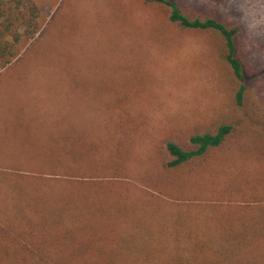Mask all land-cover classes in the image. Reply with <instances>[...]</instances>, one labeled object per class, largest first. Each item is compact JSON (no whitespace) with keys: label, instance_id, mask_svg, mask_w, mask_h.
<instances>
[{"label":"rangeland","instance_id":"1","mask_svg":"<svg viewBox=\"0 0 264 264\" xmlns=\"http://www.w3.org/2000/svg\"><path fill=\"white\" fill-rule=\"evenodd\" d=\"M34 1L43 29L0 74V264L22 258L10 240L26 244L20 227L30 231L41 195L38 208L49 215L62 196L95 219V186L109 201L131 194L135 210L148 196L168 222L175 212L186 222L201 215L214 228L219 213L236 210L253 226L264 214V0H176L190 14L240 26L249 83L242 107L216 36L173 24L165 5ZM218 123L238 131L200 169L178 173L177 196L159 166L160 141L176 127Z\"/></svg>","mask_w":264,"mask_h":264},{"label":"trees","instance_id":"2","mask_svg":"<svg viewBox=\"0 0 264 264\" xmlns=\"http://www.w3.org/2000/svg\"><path fill=\"white\" fill-rule=\"evenodd\" d=\"M142 1L165 5L169 20L185 30L210 32L216 36L224 62L230 70L236 105L244 106L249 94V83L246 80L247 62L239 43L242 33L240 26L229 25L216 15L202 17L190 14L176 0ZM208 1L222 3L225 0ZM43 26L40 7L34 0H0V74L19 59ZM237 131L238 128L232 124L218 123L199 130L176 127L166 132L165 138L159 143L158 156L160 168L169 174L165 178L167 186H171L178 196V173L185 168H190L191 172L200 169L210 155L228 146ZM174 175L176 177H172ZM160 177L157 174L154 181L158 183ZM242 179L245 181V178ZM94 188L92 195L98 197L99 203L95 215L98 217L95 219L91 215H83L84 212H91L82 210L77 200L62 196H59L54 210L48 209L52 210L49 215L44 212L47 208H38L41 195L36 204L37 220L35 218L33 224L28 226L30 231L20 227L24 229L20 230L24 231L26 244L18 237L10 240L21 244L17 248L22 251V258L13 259L15 263L264 264L259 258L262 252L257 248V244L260 245L258 241L264 238V214L254 216L253 226L248 223L247 214L236 210L226 211L227 214L219 213L215 217L218 223L214 228L205 221L201 225V215H197L196 221L193 216L186 222L175 212L170 215L168 222L160 206H153L148 196H143L145 202L135 210L131 202L134 196L131 194L124 193L109 201L110 197L102 191V187ZM226 196L244 199L238 195ZM72 211L71 218H66L65 214ZM235 217L238 222L234 220ZM155 223L159 224V228L155 227ZM9 228L19 232L21 238L20 230L14 226Z\"/></svg>","mask_w":264,"mask_h":264}]
</instances>
